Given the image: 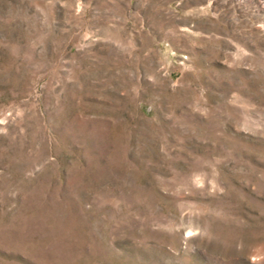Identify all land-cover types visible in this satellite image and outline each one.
<instances>
[{
    "label": "rangeland",
    "instance_id": "374dc122",
    "mask_svg": "<svg viewBox=\"0 0 264 264\" xmlns=\"http://www.w3.org/2000/svg\"><path fill=\"white\" fill-rule=\"evenodd\" d=\"M0 264H264V0H0Z\"/></svg>",
    "mask_w": 264,
    "mask_h": 264
}]
</instances>
